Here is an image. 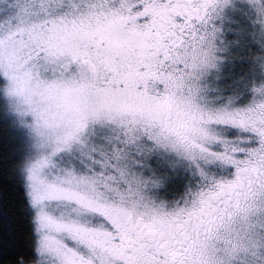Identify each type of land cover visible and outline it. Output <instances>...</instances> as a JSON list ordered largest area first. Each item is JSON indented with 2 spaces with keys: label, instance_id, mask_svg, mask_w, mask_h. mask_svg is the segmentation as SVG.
<instances>
[{
  "label": "snow or ice",
  "instance_id": "1",
  "mask_svg": "<svg viewBox=\"0 0 264 264\" xmlns=\"http://www.w3.org/2000/svg\"><path fill=\"white\" fill-rule=\"evenodd\" d=\"M0 264H264V0H0Z\"/></svg>",
  "mask_w": 264,
  "mask_h": 264
}]
</instances>
